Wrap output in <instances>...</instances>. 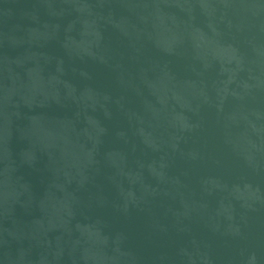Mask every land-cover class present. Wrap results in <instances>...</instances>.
<instances>
[{
    "label": "water",
    "instance_id": "obj_1",
    "mask_svg": "<svg viewBox=\"0 0 264 264\" xmlns=\"http://www.w3.org/2000/svg\"><path fill=\"white\" fill-rule=\"evenodd\" d=\"M0 264H264V0H0Z\"/></svg>",
    "mask_w": 264,
    "mask_h": 264
}]
</instances>
